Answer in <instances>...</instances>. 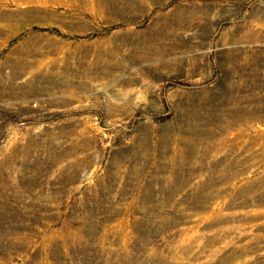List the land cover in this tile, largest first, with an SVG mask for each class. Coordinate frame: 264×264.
<instances>
[{
  "label": "rangeland",
  "instance_id": "374dc122",
  "mask_svg": "<svg viewBox=\"0 0 264 264\" xmlns=\"http://www.w3.org/2000/svg\"><path fill=\"white\" fill-rule=\"evenodd\" d=\"M0 264H264V0H0Z\"/></svg>",
  "mask_w": 264,
  "mask_h": 264
},
{
  "label": "bare ground",
  "instance_id": "6f19581e",
  "mask_svg": "<svg viewBox=\"0 0 264 264\" xmlns=\"http://www.w3.org/2000/svg\"><path fill=\"white\" fill-rule=\"evenodd\" d=\"M226 230V229H225ZM226 232V231H225Z\"/></svg>",
  "mask_w": 264,
  "mask_h": 264
}]
</instances>
